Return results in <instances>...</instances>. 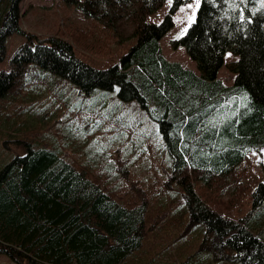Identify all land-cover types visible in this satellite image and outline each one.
<instances>
[{
  "label": "trees",
  "instance_id": "16d2710c",
  "mask_svg": "<svg viewBox=\"0 0 264 264\" xmlns=\"http://www.w3.org/2000/svg\"><path fill=\"white\" fill-rule=\"evenodd\" d=\"M22 1L0 0V62L9 36L27 37L12 56L15 69L0 70V95L31 63L70 79L87 95L118 87L120 99L140 102L156 126L169 155L166 185L174 180L180 187L181 208L152 217L151 195L119 187L101 153L70 158L60 148L18 141L27 153L0 164V254L16 264H134L128 261L148 247L147 235L167 217L160 229L172 224L184 225L186 233L203 230L200 251L214 261L264 264V181L251 189V209L242 217L225 212L239 197L228 205L220 199L248 155L264 149V0H201L195 20L174 42L199 74L167 60L160 45L174 27L173 15L191 0H174L160 23L149 18L167 0L81 2L87 16L118 35L119 19L133 26L136 43L106 69L80 59L67 39H41L24 30ZM228 52L238 56L230 65L232 85L219 78ZM98 112L122 118L102 107ZM147 257L153 264L156 256ZM190 258L182 264H202L203 257Z\"/></svg>",
  "mask_w": 264,
  "mask_h": 264
},
{
  "label": "rangeland",
  "instance_id": "374dc122",
  "mask_svg": "<svg viewBox=\"0 0 264 264\" xmlns=\"http://www.w3.org/2000/svg\"><path fill=\"white\" fill-rule=\"evenodd\" d=\"M83 1L23 0L20 5L22 28L41 39L50 36L67 39L80 59L96 68H109L119 63L136 43L137 39L131 37L133 26L126 18L119 19L118 35L102 22L87 16L80 7ZM173 3L174 0H167L149 21L160 23ZM200 4L201 0H191L181 5L173 15L174 27L160 41L162 55L167 60L179 62L198 74L197 64L186 49L174 47V42L195 20ZM26 41L27 37L20 34L7 38L6 55L0 62V70L15 69L12 56ZM237 59L232 52L225 55L219 78L227 85L234 82L235 74L230 65ZM117 89H98L87 95L68 78L32 63L26 65L13 87L0 95V164L10 161L16 154L27 153V146L18 141L60 148L70 158L79 157L83 151L101 153L119 187L130 191L141 188L151 195L149 214L152 217L166 214L167 207L179 214L181 206L178 203L182 195L174 180L171 187L166 185L170 161L160 134L141 103L121 100ZM99 106L104 112L109 110L117 115L120 112L122 118L118 117V122L112 120L106 113L98 112ZM233 174L220 199L223 205H228L230 199L239 197L233 210L225 207L230 217L239 218L251 209V189L264 181V149L250 153ZM197 190L203 191L199 186ZM230 191H233L232 197ZM166 220L167 217L160 219L157 224L163 225L168 222ZM160 225L147 235L148 247L144 246L141 252L132 256L129 263L149 264L147 256L155 255L153 264H182L190 256L192 262L203 257L202 264H230L214 261L212 255L200 251L203 230L186 233L184 225L171 224L163 229ZM0 264L16 263L0 254Z\"/></svg>",
  "mask_w": 264,
  "mask_h": 264
},
{
  "label": "crops",
  "instance_id": "0c3cea01",
  "mask_svg": "<svg viewBox=\"0 0 264 264\" xmlns=\"http://www.w3.org/2000/svg\"><path fill=\"white\" fill-rule=\"evenodd\" d=\"M232 84H233V83H232ZM232 84H231V85H232Z\"/></svg>",
  "mask_w": 264,
  "mask_h": 264
}]
</instances>
